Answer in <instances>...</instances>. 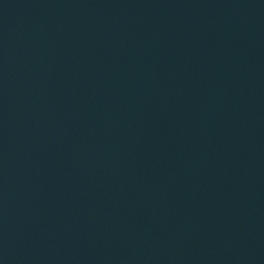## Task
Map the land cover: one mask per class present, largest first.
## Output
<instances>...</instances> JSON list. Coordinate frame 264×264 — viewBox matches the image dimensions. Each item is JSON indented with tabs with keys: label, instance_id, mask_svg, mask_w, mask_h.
Here are the masks:
<instances>
[{
	"label": "water",
	"instance_id": "water-1",
	"mask_svg": "<svg viewBox=\"0 0 264 264\" xmlns=\"http://www.w3.org/2000/svg\"><path fill=\"white\" fill-rule=\"evenodd\" d=\"M0 264H264V0H0Z\"/></svg>",
	"mask_w": 264,
	"mask_h": 264
}]
</instances>
